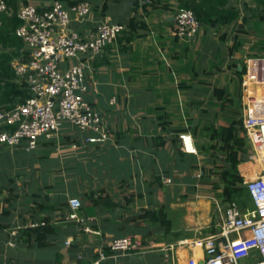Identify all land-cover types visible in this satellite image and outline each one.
I'll return each instance as SVG.
<instances>
[{"label": "crops", "instance_id": "crops-1", "mask_svg": "<svg viewBox=\"0 0 264 264\" xmlns=\"http://www.w3.org/2000/svg\"><path fill=\"white\" fill-rule=\"evenodd\" d=\"M4 1L6 9L0 11V107L9 109L31 95L28 83L14 68L29 56L15 34L21 22L17 10L22 3L42 8L51 0ZM87 1L91 15L83 22L72 21V29L83 28L90 36L101 20L125 25L90 59L86 74L85 98L101 113L111 138L87 143L84 132L69 128L58 138L41 137L31 150L24 142L13 147L0 144V264H88L101 250L106 253L101 264H189L191 259L204 264V249L190 243L218 232L225 202L214 200L213 208L211 200H197L180 213L171 211L159 193L155 199L161 184L144 181L137 187L148 189L155 205L145 203L144 209L158 211L164 206L170 224L161 225L148 216L134 219L135 210L110 192L100 189L85 198L74 178L65 179L68 169L64 164L73 161L82 165L83 158L89 161L98 149L109 145L105 155L114 161L115 169L128 173L134 169L139 175L158 169L175 142L179 144L175 151L183 158L203 150L210 142L204 130L210 125L208 110L211 105L220 107L214 90L221 86L230 93L219 79L236 75L241 62L247 63L248 70L252 61L264 63V0ZM176 6L196 13L200 28L195 37L181 39L173 34ZM131 18L136 22L133 30L128 27ZM236 40L240 44L231 50ZM176 128L192 135L194 151L183 150ZM73 139L76 147L69 143ZM259 154L254 164L249 163L252 171L242 166L244 181L261 171L262 149ZM118 157L125 159L118 162ZM71 196L81 199L82 221L68 217ZM105 196L116 204H105ZM248 197L249 204L239 207L241 211L253 208ZM127 235L138 237L140 246L126 251L107 248L111 237Z\"/></svg>", "mask_w": 264, "mask_h": 264}, {"label": "built area", "instance_id": "built-area-1", "mask_svg": "<svg viewBox=\"0 0 264 264\" xmlns=\"http://www.w3.org/2000/svg\"><path fill=\"white\" fill-rule=\"evenodd\" d=\"M140 2L147 0H137ZM6 9L0 0V11ZM91 15V4L80 0L67 5L62 0H51L38 8L30 2L17 10L20 24L15 34L28 50V59L15 64V72L29 85L31 95L13 108L0 107V144L17 146L25 143L28 150L36 148L41 137L58 138L69 128L85 133V142L104 143L111 134L101 113L85 98L88 91L86 74L90 59L125 29L122 23L101 20L95 33L85 35L76 31L71 22H83ZM173 34L181 39L195 37L200 28L196 13L187 7L176 6ZM245 136L254 150L251 159L257 160L260 149L264 152V79L247 70L242 81ZM252 87V89L250 88ZM262 92H259V90ZM185 151H194L193 137L188 132L179 134ZM73 147L77 145L73 143ZM261 171L244 181L253 202V208L241 211L235 201L227 202L218 232L195 239L190 244L202 246L204 264H264V164ZM68 217L82 221L79 210L81 199L68 198ZM224 237V242L218 241ZM134 235L111 237L107 248L126 251L140 246ZM173 248V245H170ZM106 253L88 264H101ZM242 261V262H241ZM194 259L189 264H195Z\"/></svg>", "mask_w": 264, "mask_h": 264}, {"label": "rangeland", "instance_id": "rangeland-1", "mask_svg": "<svg viewBox=\"0 0 264 264\" xmlns=\"http://www.w3.org/2000/svg\"><path fill=\"white\" fill-rule=\"evenodd\" d=\"M245 64L246 71L242 76H239V74L236 73L232 78L219 79V84L226 83L228 85L230 93L226 91V95L232 99V102L230 104L225 103V108H221V105L220 107L219 105L210 106L208 110V120L210 125L207 129L204 128V130L206 131L207 136H209V141H212L213 143L208 142L203 146V150L198 149V154L187 158H183L179 154L177 155L175 150L179 148V146H177L179 144L175 142V145L167 150L166 156L161 158L160 167L158 169L156 168L150 173H139L138 175L134 172V169L129 173L126 169H115L114 161L111 162L112 159L106 157L108 154L105 155L106 151H109L110 146L103 145L102 148L97 150V155L91 157V160L88 161L89 158H83L84 163L82 165L80 162H65V168L68 169L65 171V179L72 181V178H74V185H77V183L81 185L82 195L85 198H89L88 195L93 193L98 194L97 192H100V189H102V193L104 191L112 193V197L117 200L126 201L127 205L129 204L131 211L133 209L135 210L134 214L136 216L146 207V204L148 207L155 206L151 202L152 193L148 189L137 187L138 184H141V182L144 181H153L155 184H161L160 189L155 190V199L159 193L161 202L167 203L166 207L170 205L171 211L174 210L180 213L183 207H186L187 204L195 203L197 200H211L213 208L215 205L214 200H220L226 203L222 196L223 183L220 175L221 171L226 168V166L230 167L231 165L228 163L229 161H227L228 151L221 148L222 143L219 142L216 132L222 127V125L227 124L233 118H239L242 116L243 120L244 104L242 81L249 69L246 62ZM250 66V71L256 74L258 79H264L263 62L252 61ZM233 70L235 71V67H233ZM220 87L221 86L218 88ZM239 135L242 138L244 137V147L247 149V152L245 154V160L236 164L235 167H233V172L236 171L241 175L243 172L241 171L243 170L242 166L244 165L245 167L246 164L248 165L249 163L254 164L255 160H253L254 158L251 159L254 150L244 136L243 131H240ZM177 138L180 140L179 136H177ZM69 143H71V145H73V143L78 145L76 139L69 140ZM239 150L238 155H243ZM122 159L125 158L118 157V160L116 161L121 162ZM72 168H74V170ZM71 169L73 170V173ZM122 170L124 171L122 172ZM78 177H80V181H78ZM121 183L125 184V186L120 185ZM127 186L129 187L127 188ZM107 187L113 188L109 190ZM191 198L193 200H191ZM235 202L239 207H242L236 199Z\"/></svg>", "mask_w": 264, "mask_h": 264}, {"label": "trees", "instance_id": "trees-1", "mask_svg": "<svg viewBox=\"0 0 264 264\" xmlns=\"http://www.w3.org/2000/svg\"><path fill=\"white\" fill-rule=\"evenodd\" d=\"M63 1V0H62ZM80 0H67L68 4H73L75 2H78ZM135 18H131L128 22V27L130 30H133L135 28ZM236 36V35H235ZM237 37H235L236 39ZM240 44L239 41H234V45L231 46L232 49H236L237 46ZM246 71V64L244 62H241V70H237L236 72L239 74V76H242L243 73ZM226 90L224 88H215L214 90V96L219 99L221 108H225L226 104H230L232 102V99L226 95ZM185 129L184 128H176L174 131L177 135L182 133ZM243 131V134L245 136V131L242 125V116L239 118H233L230 120L227 124L222 125L219 130H217V138L219 139V142H221V148L224 150H227V158L229 161L228 163L231 165L230 167L224 168L221 171V181L223 183V200L227 202L235 201L242 206L247 207L249 204V197L248 192L246 189V186L244 184V179L242 175H239L236 171L233 172V167H235L236 164H238L241 161L245 160V154L247 152V149L244 147V140L239 135V132ZM246 137V136H245ZM213 147V145H212ZM240 149V150H239ZM238 150L243 153V155H238ZM238 184V185H237ZM88 197H91V195H88ZM95 200V201H94ZM94 202H97L96 199H94ZM104 203L108 204L109 206L115 205L116 203L111 202L106 196ZM166 208L164 206H160L158 211L153 209H144L142 214L135 215L134 219L136 217H146L148 216L150 220L152 221H158L161 225L168 226L170 224L169 219L166 217Z\"/></svg>", "mask_w": 264, "mask_h": 264}, {"label": "bare ground", "instance_id": "bare-ground-1", "mask_svg": "<svg viewBox=\"0 0 264 264\" xmlns=\"http://www.w3.org/2000/svg\"><path fill=\"white\" fill-rule=\"evenodd\" d=\"M245 167H246V170H247V171H252V169H254V168L251 167L250 164H248V165L246 164ZM245 167H244V168H245ZM250 168H252V169L250 170ZM256 169H257V168H256ZM249 173H250V172H249ZM250 175H252V172L250 173Z\"/></svg>", "mask_w": 264, "mask_h": 264}, {"label": "water", "instance_id": "water-1", "mask_svg": "<svg viewBox=\"0 0 264 264\" xmlns=\"http://www.w3.org/2000/svg\"><path fill=\"white\" fill-rule=\"evenodd\" d=\"M217 240L224 242V237H218Z\"/></svg>", "mask_w": 264, "mask_h": 264}]
</instances>
